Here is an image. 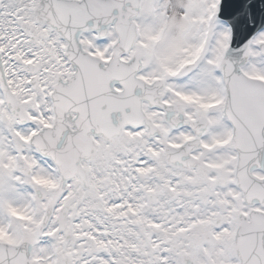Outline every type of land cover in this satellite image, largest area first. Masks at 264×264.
Here are the masks:
<instances>
[{
  "label": "snow or ice",
  "instance_id": "1",
  "mask_svg": "<svg viewBox=\"0 0 264 264\" xmlns=\"http://www.w3.org/2000/svg\"><path fill=\"white\" fill-rule=\"evenodd\" d=\"M0 264H264V0H0Z\"/></svg>",
  "mask_w": 264,
  "mask_h": 264
}]
</instances>
